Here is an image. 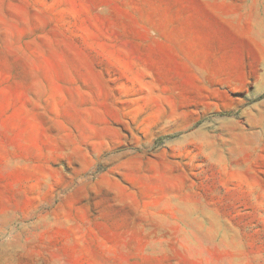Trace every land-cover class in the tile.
<instances>
[{"label":"rangeland","instance_id":"1","mask_svg":"<svg viewBox=\"0 0 264 264\" xmlns=\"http://www.w3.org/2000/svg\"><path fill=\"white\" fill-rule=\"evenodd\" d=\"M0 264H264V0H0Z\"/></svg>","mask_w":264,"mask_h":264}]
</instances>
